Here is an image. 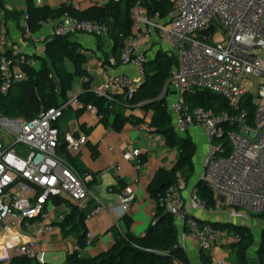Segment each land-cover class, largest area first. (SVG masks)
<instances>
[{
    "label": "built area",
    "instance_id": "1",
    "mask_svg": "<svg viewBox=\"0 0 264 264\" xmlns=\"http://www.w3.org/2000/svg\"><path fill=\"white\" fill-rule=\"evenodd\" d=\"M131 1L133 33L124 41L120 60L133 67L143 81L147 50L156 34L179 50V66L162 95H166L170 85L178 91L179 96L168 111L179 134L187 135L192 127L205 133L209 150L200 179L212 189L217 201L216 207L207 206L196 185L188 188V183L179 179L159 194V203L185 233H191L201 250L211 253L215 264H224L217 254L220 241L226 237L229 242H237L239 235L201 221L195 212L206 210L214 214L225 210L233 220L250 221L257 217L264 222V0H171L173 7L168 18L149 9L151 0ZM46 24L50 25V35L108 33L103 22L81 19L69 12ZM21 25L27 36L33 37L27 16L22 18ZM211 25L214 31L202 35ZM218 25L224 32L213 40ZM0 52L3 53L0 92L7 95L26 78L24 65L32 63L22 48L8 49L3 37ZM104 77L103 86L93 91L109 101L117 94L132 99L140 86L138 80L127 74L104 72ZM195 90L222 96L236 113L192 107L184 95ZM247 96H252L255 102L251 122L243 108ZM69 107L85 108L99 118L97 107L85 105L78 96L30 120L0 116V134L7 132L14 136L8 145L0 138V264H8L16 256H27L37 264L47 263L43 238L54 232L67 215H55L50 209L54 199L79 204L90 197L88 184L92 176L80 175L62 152L63 145L78 152L88 141L84 132L78 136L62 134L59 122ZM16 146H22L20 153ZM141 154V149L130 148L124 157L131 160ZM134 199L135 194L128 186L117 194V203L124 211L129 210ZM105 209L107 206L100 202L87 219ZM91 238L88 233L87 246ZM75 250L81 257L80 248L76 246Z\"/></svg>",
    "mask_w": 264,
    "mask_h": 264
},
{
    "label": "trees",
    "instance_id": "2",
    "mask_svg": "<svg viewBox=\"0 0 264 264\" xmlns=\"http://www.w3.org/2000/svg\"><path fill=\"white\" fill-rule=\"evenodd\" d=\"M25 2L26 10H14L4 0H0V39L4 20L15 21L18 29L22 32L23 39L32 40V37L27 36L21 25L23 17L27 16L31 33L34 35L42 29L46 21L58 20L67 12L81 19L103 22L108 29V34L113 36L115 49L122 50L125 39L133 33L130 16L131 0L119 2L111 0L104 6H94L87 10H78L72 5L65 4L52 8L47 5L38 6L34 0H25ZM148 7L150 10L154 9L155 12H159L163 18H168L173 2L171 0H151L148 2ZM97 37L98 44L101 46L103 36ZM72 38L73 34H49L46 37L44 40L46 56L35 57L36 61H40V66L24 65L26 78L16 83L9 94L3 95L0 92V116L11 119H33L42 111L62 104L67 99L68 92L72 90L75 80L82 78L85 80V91L78 98L85 105L94 104L97 107V114L101 122L106 125L110 124L116 131H121L128 123L138 125L144 120L128 115L127 109L134 104L147 102L144 108L152 113L149 127L165 139L168 147L176 149L179 156L172 168H162L156 171L148 187L151 196L157 202V207L153 220L143 235H135L129 229L125 232H118L111 250L94 258L79 257V252L75 250L68 254L65 264H192L189 255L180 243L179 228L175 218L160 205L158 198L160 193H163L170 185L176 184L179 179H184L189 183L195 175L194 158L197 154V145L189 134L183 136L175 130L168 111L166 97L162 95L167 81L179 66V58L175 54L163 51L158 52L152 58L148 57L144 64L146 78L140 83L135 96L132 99L119 96L109 101L106 97L99 96L93 91L91 86L93 76L86 68L87 55L81 45ZM2 56L3 53L0 52V60ZM184 96L186 102L192 107H203L215 113L224 111L236 113L230 109L222 96L206 90L187 92ZM243 108L247 111L248 120L251 122L255 114V102L252 96H247L244 99ZM85 111L86 109L83 108L78 110L77 114L81 115ZM111 117L113 121L110 123ZM228 128L232 129V127ZM62 148L64 149L65 146L63 145ZM146 159L143 157L141 163H145ZM79 172L82 175L88 174L82 168H79ZM195 185L207 206L216 207L217 201L207 183L199 179ZM120 186L118 191H123L127 187L123 182H120ZM54 202L56 204L68 203L70 211L67 213L66 219L60 223L62 230L66 233L69 230L82 231L77 246L80 249L86 247L85 220L88 211L62 198H55ZM126 223L130 224L128 218H126ZM212 224L218 229L228 230L233 235H239V240L231 244V251L239 260V264H251L248 253L255 237L250 227L231 223ZM261 258L264 261V252ZM201 261L202 264H215L211 253L204 249ZM8 264L37 263L27 256H16L11 258Z\"/></svg>",
    "mask_w": 264,
    "mask_h": 264
},
{
    "label": "crops",
    "instance_id": "3",
    "mask_svg": "<svg viewBox=\"0 0 264 264\" xmlns=\"http://www.w3.org/2000/svg\"><path fill=\"white\" fill-rule=\"evenodd\" d=\"M111 0H34L38 6H50L57 8L63 4L72 5L78 10H87L94 6H104ZM10 8L12 6L8 5ZM27 9L25 0L19 2V8ZM46 24L42 29L33 35L32 40H24L22 32L18 29L15 21L6 20L2 24V37L7 42L8 49L15 47L22 48L33 65H37L35 57H45L44 40L49 35ZM72 40L78 42L85 51L88 62L86 68L93 76L92 88H101L104 84V72L110 74L122 73L134 77L140 83L135 69L131 66L124 65L120 60L121 49H115V43L111 34H105L102 37L103 43L98 44V37L87 34H73ZM165 39L156 34L153 45L147 50L149 58L154 57L158 52H169L175 54L172 47H168L164 42ZM177 56V55H176ZM178 57V56H177ZM84 79L77 78L73 84L72 90L68 92L67 102L70 98L79 96L85 91ZM163 94V93H162ZM124 96L117 94L116 97ZM179 94L176 88L169 86L165 95L167 106L178 98ZM126 98V97H125ZM147 102H141L128 107L127 114L142 118L144 121L138 125L128 123L121 131H116L110 124H105L92 113L85 111L81 115L77 114L78 110L69 107L59 122V128L64 133H73L78 136L88 131V141L84 147L78 151H70L62 148V152L68 163L80 174L79 168L86 170L92 176L89 183L90 197L77 204L81 209H86L88 215L98 206L100 202L107 206L92 219L85 220L86 237L88 233L92 234L90 245L80 249L81 257L94 258L112 249L115 242V235L118 232H125L129 229L135 235H143L153 220L156 213L157 202L149 192V185L152 182L156 171L159 169H170L175 165L179 153L176 149L166 145L165 139L155 133L150 127L152 113L145 110ZM113 121L111 117L110 123ZM188 134L192 137L197 145V154L194 158L195 175L188 183V188L195 185L201 178L205 157L209 150V145L205 133L197 128H190ZM130 148L142 150L140 157L128 160L124 153ZM146 157V162L141 163V159ZM79 164V165H78ZM117 167H120L118 169ZM198 168V169H197ZM82 175V174H80ZM85 176V175H82ZM120 182L131 187L135 199L131 203L128 211H124L117 203V194ZM105 186L104 192L100 191L99 186ZM112 191H109V189ZM49 206L55 215L70 211L67 202L59 204L53 203ZM216 215V216H215ZM195 216L203 221L223 219V212L217 211L214 214L206 210L195 212ZM126 218L130 224L126 223ZM253 232V227L249 226ZM179 238L181 245L185 248L192 264H202V250L199 244L188 231L185 233L180 226ZM83 232L69 230L67 233L62 230L61 225L58 228L44 236V246L47 253L60 252L61 260L57 261L62 264L66 263L67 256L74 251L78 244L79 236ZM183 236L185 238H183ZM225 237L217 248V254L224 264H239V260L231 251V244ZM251 249V248H250ZM250 251V250H249ZM249 255V254H248ZM46 257V256H45ZM51 263V262H50ZM54 264V263H52Z\"/></svg>",
    "mask_w": 264,
    "mask_h": 264
},
{
    "label": "rangeland",
    "instance_id": "4",
    "mask_svg": "<svg viewBox=\"0 0 264 264\" xmlns=\"http://www.w3.org/2000/svg\"><path fill=\"white\" fill-rule=\"evenodd\" d=\"M5 3L7 5H10L14 8H19V2H23L24 0H4ZM6 20L3 21V23L5 22ZM48 28V32H49V27ZM224 31L221 29V27L218 25V28H217V31L216 33L213 35L212 39L213 40H216L218 38L221 37V34L223 33ZM166 43V45L168 47H172L174 52H175V55H177L179 57V50L175 47V45L170 42L169 40H165L164 41ZM264 54V52L262 53ZM40 58V57H39ZM40 66V62H38V64L36 65V67H39ZM24 119V118H23ZM0 138L3 140V143L8 145L10 144L11 142L14 141V136L8 134L7 132H2L0 134ZM20 147L22 146H16V150L18 153H20L21 149ZM198 169V168H197ZM101 189L100 191L101 192H104L105 190V186H99ZM220 212H223V219L225 221H232L233 219L231 218L230 214L225 211V210H221ZM216 216V215H215ZM234 221V220H233ZM238 224H241V225H246V226H252L254 229H253V234H254V243L249 251V260L251 262V264H264V261H262V258H261V255L263 254L264 252V222L260 219V218H252V220L250 221H245V220H235ZM178 226H180L178 223H177ZM61 254L60 252H53V253H47L46 255V262L47 263H54V264H62L63 262L59 263L57 261H62L61 260Z\"/></svg>",
    "mask_w": 264,
    "mask_h": 264
},
{
    "label": "water",
    "instance_id": "5",
    "mask_svg": "<svg viewBox=\"0 0 264 264\" xmlns=\"http://www.w3.org/2000/svg\"><path fill=\"white\" fill-rule=\"evenodd\" d=\"M213 31H214V26L211 25L209 29L202 31L201 34L204 35V36H208L209 33L213 32ZM206 222H209V223H225V224H230L231 223V224H235V225H241V224H238L235 220L234 221L233 220L232 221H225V222H222V221H219V220H209V221H206Z\"/></svg>",
    "mask_w": 264,
    "mask_h": 264
}]
</instances>
